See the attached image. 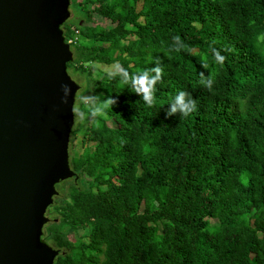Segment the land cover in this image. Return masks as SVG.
I'll return each mask as SVG.
<instances>
[{"label":"trees","instance_id":"1","mask_svg":"<svg viewBox=\"0 0 264 264\" xmlns=\"http://www.w3.org/2000/svg\"><path fill=\"white\" fill-rule=\"evenodd\" d=\"M72 7L74 22L60 27L64 41L75 38L66 71L91 80L88 96L118 103L103 117L87 116L81 152L68 154L75 178L55 186L65 189L46 209L41 235L58 251L52 264H264V0ZM95 15L112 27L92 26ZM176 36L186 46L179 52ZM156 61L162 79L151 107L119 75L91 79V65L137 74ZM200 72L212 79L210 90ZM181 90L197 110L167 117ZM78 109L87 112L80 99ZM69 230H85V241L67 240Z\"/></svg>","mask_w":264,"mask_h":264},{"label":"water","instance_id":"2","mask_svg":"<svg viewBox=\"0 0 264 264\" xmlns=\"http://www.w3.org/2000/svg\"><path fill=\"white\" fill-rule=\"evenodd\" d=\"M69 0H0V264H52L41 241L55 186L75 178L68 163L72 52L60 27ZM62 84L72 91L63 102Z\"/></svg>","mask_w":264,"mask_h":264},{"label":"clouds","instance_id":"3","mask_svg":"<svg viewBox=\"0 0 264 264\" xmlns=\"http://www.w3.org/2000/svg\"><path fill=\"white\" fill-rule=\"evenodd\" d=\"M260 39L264 41V36ZM173 50L179 52L186 46L183 44L179 36L173 38ZM228 50V49H226ZM214 61L218 64H223L226 57L222 56L216 49H212ZM156 67L145 70L142 73L130 74L126 69L119 64L115 66L114 70L107 73L110 79L119 75L121 83L128 85L129 90L141 97V100L149 107L154 103V86L158 81L162 79V68L160 61H156ZM203 68H207V64L201 65ZM155 73V75H152ZM200 83L207 87L209 90L212 87L213 81L210 77H205L203 72H200ZM61 89L64 93L63 102H67V97L71 93L72 89L68 84H62ZM82 101L87 105V112L81 113V117L90 116L91 118L103 117L106 115V110L118 103L117 99L110 96L105 97L102 101L96 96H83ZM197 110L196 99L186 91H179L175 97L170 101L169 108L166 113L167 117H172L179 113V117H188L192 112Z\"/></svg>","mask_w":264,"mask_h":264},{"label":"rangeland","instance_id":"4","mask_svg":"<svg viewBox=\"0 0 264 264\" xmlns=\"http://www.w3.org/2000/svg\"><path fill=\"white\" fill-rule=\"evenodd\" d=\"M76 1L79 2L80 0H76ZM68 10H69L70 16H69L68 20L65 22L64 26L69 25L71 22H74V20H75V18L73 16L74 7H72V0H69ZM79 24L81 25L82 23H79ZM91 25L92 26H98V27H101L103 29H108V28L112 27V25L107 20H105V19H103L97 15L93 16ZM91 66L93 68L91 79L95 80L96 78H98L100 76V73H103V72L108 73L109 71L114 70L116 64H112L110 66H100V65H91ZM67 74H68V72H67ZM68 76L79 86V89L75 94L74 104H73V125H72V129H71L70 136H69L68 154L71 153L70 152L71 150H72V152H76L78 154L81 152V149H82V147L79 145V140L82 138V135L85 131V128L90 123V119L87 116H84L83 118L81 117V112L78 109V103H79V99L81 102H83L82 101L83 96H88L89 90L91 88H93V83H90L91 82L90 79H89V81H87V78L83 79L81 76L79 77L76 74H72V75L68 74ZM107 126L108 127H114V124L111 121H107ZM71 133H72V135H71ZM87 146L92 149L91 143H87ZM78 183L81 184L82 181H79ZM55 188H56L57 193H62V192H64L65 186L55 187ZM46 213L48 215L45 214V216L50 215L49 212H46ZM51 219H53V216ZM211 224H213V222H211ZM65 237L67 240H69L73 243L76 242L78 239H81V241L83 242L86 239V233H85V230H79L76 232H72L71 230H69L66 232Z\"/></svg>","mask_w":264,"mask_h":264},{"label":"built area","instance_id":"5","mask_svg":"<svg viewBox=\"0 0 264 264\" xmlns=\"http://www.w3.org/2000/svg\"><path fill=\"white\" fill-rule=\"evenodd\" d=\"M75 38L64 41L68 46L74 43Z\"/></svg>","mask_w":264,"mask_h":264}]
</instances>
